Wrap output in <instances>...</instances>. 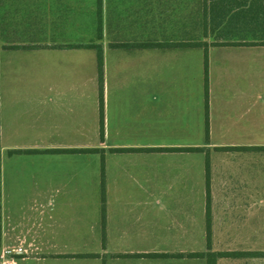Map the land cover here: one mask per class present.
Masks as SVG:
<instances>
[{
  "label": "crops",
  "instance_id": "1",
  "mask_svg": "<svg viewBox=\"0 0 264 264\" xmlns=\"http://www.w3.org/2000/svg\"><path fill=\"white\" fill-rule=\"evenodd\" d=\"M102 18L108 36L116 31L121 38L129 29L138 37L101 44V148L107 154L92 171L96 179L105 176L104 230L102 204L98 221L106 248L50 253L61 244L53 230L59 213L74 214L84 193L78 173L89 169L78 166L87 160L78 158V148H98L78 144V0H0L1 248H27L15 264H196L195 164L201 160L193 148L202 147L208 155L198 182L200 215L206 218L208 161L213 237L250 245L225 252H264V0H102ZM124 43L143 46L117 45ZM196 49L203 51L204 86L206 59L208 69L209 138L203 146L194 142ZM85 50L96 54L100 117L97 50ZM119 52L138 53L141 72L133 91L110 90L111 58ZM248 65L247 85L224 82L243 76ZM215 133L226 140L213 142ZM169 178L176 188L162 189ZM130 181H138L140 197H174L173 210L155 200V220L166 211L171 226L150 238L139 233L140 248L126 247ZM33 240H39V252L30 249ZM147 240L154 246L148 248ZM217 264H264V257H223Z\"/></svg>",
  "mask_w": 264,
  "mask_h": 264
},
{
  "label": "rangeland",
  "instance_id": "2",
  "mask_svg": "<svg viewBox=\"0 0 264 264\" xmlns=\"http://www.w3.org/2000/svg\"><path fill=\"white\" fill-rule=\"evenodd\" d=\"M106 16V14H104ZM126 22H130L129 20ZM132 23H137V21H131ZM116 23V21H115ZM115 31V30H114ZM127 36L118 38L116 31L111 33L109 36L106 30H103V38L99 40L97 38L96 30V17H95V0H78V44L85 45L90 42L101 43L106 45L110 40L117 39H137V36L129 35V29ZM201 40L202 37H196V40ZM87 48H82L78 50V144L89 145L90 147H98L99 152L97 153H78V158H86L83 164H78L84 168L89 169L88 173L81 174L78 173L79 177V187L82 192L81 196H78V210L75 207L74 214L72 212H65L64 215L59 213V226L53 228L54 231L59 233V239L61 244L57 245L58 249H50V253L55 252H77V253H96L105 251L106 245L102 243V230L101 223L98 221L100 218V205L102 204V181L105 176L99 175V178L96 179L94 172L92 171L94 167H101V164L97 163L101 158L104 160L106 157V148H101L102 139L99 132V98L97 97V82L94 80V76H97V66H96V54L94 51L85 50ZM89 49V48H88ZM112 55V52L110 53ZM203 51H195V64H194V77H195V131H194V142L197 146H203L208 142L206 138L205 131V111H204V102H205V86H204V72H203ZM111 70H110V86L111 91L114 89L121 91H133L138 86V78L140 76V61L138 59V53H118L117 58L113 61L111 58ZM247 68L244 69L243 76L234 79L226 78L224 82L229 84H235L245 86V78L247 75ZM249 70V69H248ZM155 69L152 67L148 72V76L153 77L155 75ZM144 75V72H143ZM99 80V76H98ZM249 85V84H248ZM100 88V86H99ZM100 90V89H99ZM127 103V102H126ZM128 111V110H127ZM144 131V129H141ZM132 132H127L128 135ZM139 132L131 135L136 137ZM140 135L143 136V133L140 132ZM215 133L213 136V142H219V140H226ZM202 148V147H201ZM208 155V154H206ZM204 148L201 151H195L196 162L195 164V183L196 191L194 196V206H195V242H194V251L207 253V234H206V225L207 219L203 218L200 215V210L203 206V196L201 188H198V182L200 177L203 178L202 171L204 166ZM97 161V162H96ZM82 176V177H80ZM171 178V177H170ZM164 180L162 189L169 190L170 187H174L172 179ZM173 181V182H172ZM138 181H130L129 187H127L128 193L130 195L126 196V207L129 212H127V225L126 229L128 231V244L126 247L136 248L142 247L144 244H139V233L141 235L146 232L147 237L150 238V234L157 232L161 234L168 231V228L171 226V216L168 215L166 211L161 218L155 220L156 209L159 205L155 204V200L158 198L159 202L162 201L163 204L167 206L175 205L170 201V198H174L169 195H163L162 197H146L138 196L135 194V191L139 189L136 185ZM144 181H139L143 183ZM105 183V182H104ZM105 188V184H104ZM134 192V193H133ZM30 199V197H28ZM28 198H26L28 200ZM184 199L186 197H183ZM189 200L191 197H188ZM7 199V198H6ZM11 200V197L9 198ZM55 201L57 197H54ZM23 200V199H21ZM27 200L23 204H27ZM146 201L147 205L143 202ZM29 201V200H28ZM154 202V203H153ZM19 205V204H18ZM189 205L190 201H189ZM20 206V205H19ZM155 206V207H154ZM172 209V208H171ZM190 209V206H189ZM26 210V209H25ZM72 210V209H71ZM173 210V209H172ZM67 211V210H66ZM141 211V221H137L139 212ZM19 213H13V216L17 218ZM30 214V213H29ZM206 215V214H205ZM74 216V218H73ZM63 218V219H62ZM78 218V219H77ZM145 218V220L143 219ZM174 218V216H173ZM102 222V221H101ZM8 230L10 227L7 226ZM143 237V236H141ZM142 239V238H141ZM34 241V240H33ZM147 247L150 248L154 246L150 240H147ZM41 244L39 240L34 241V244L31 245V250L40 251ZM128 248V249H129ZM242 250V248H250L249 244L237 245V244H224L219 242L218 236L215 238L211 233V251H223L227 249ZM92 256V255H89ZM196 264H206L205 258H195ZM35 264H41L40 262H33ZM47 264H64L68 263L67 261H53L48 260ZM98 262L93 260H79L75 264H96ZM99 264H101L99 262Z\"/></svg>",
  "mask_w": 264,
  "mask_h": 264
},
{
  "label": "trees",
  "instance_id": "3",
  "mask_svg": "<svg viewBox=\"0 0 264 264\" xmlns=\"http://www.w3.org/2000/svg\"><path fill=\"white\" fill-rule=\"evenodd\" d=\"M213 22H217L213 20ZM96 30H97V38L101 40L103 38V18H102V0H96ZM118 46H143V44H132V43H124L117 44ZM150 46H154L155 43L148 44ZM196 47L201 46V41H196L194 43ZM78 48H90L97 50L98 57V72H99V86H100V136L104 138V101L102 97L103 93V50L101 43L90 42L85 45L78 44ZM208 69H207V59L205 60V99H206V138H209V115H208ZM172 150V149H167ZM194 151H201V147L193 148ZM99 152L98 148H78V153H97ZM1 173V169H0ZM104 178L102 181V223L103 230L105 229V188H104ZM210 176H209V167L207 161V175H206V185H207V195H206V234H207V248L208 252H195L193 253V257L195 258H205L206 264H217L219 258L223 257H264V252H223V251H211V195L209 184ZM1 186V185H0ZM0 200H1V190H0ZM2 246V216H1V202H0V249Z\"/></svg>",
  "mask_w": 264,
  "mask_h": 264
},
{
  "label": "built area",
  "instance_id": "4",
  "mask_svg": "<svg viewBox=\"0 0 264 264\" xmlns=\"http://www.w3.org/2000/svg\"><path fill=\"white\" fill-rule=\"evenodd\" d=\"M27 254L28 250L23 246L2 247L0 249V264H15L16 257Z\"/></svg>",
  "mask_w": 264,
  "mask_h": 264
}]
</instances>
